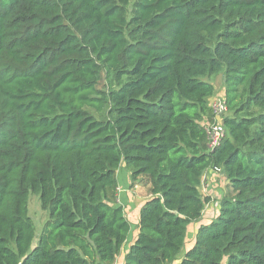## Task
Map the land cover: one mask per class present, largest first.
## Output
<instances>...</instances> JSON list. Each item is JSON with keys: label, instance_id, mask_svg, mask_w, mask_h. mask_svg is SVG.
Returning <instances> with one entry per match:
<instances>
[{"label": "trees", "instance_id": "16d2710c", "mask_svg": "<svg viewBox=\"0 0 264 264\" xmlns=\"http://www.w3.org/2000/svg\"><path fill=\"white\" fill-rule=\"evenodd\" d=\"M121 164L149 186L123 264H264V0H0V264L115 263ZM210 168L231 193L184 251ZM30 194L48 215L35 245Z\"/></svg>", "mask_w": 264, "mask_h": 264}, {"label": "crops", "instance_id": "0c3cea01", "mask_svg": "<svg viewBox=\"0 0 264 264\" xmlns=\"http://www.w3.org/2000/svg\"><path fill=\"white\" fill-rule=\"evenodd\" d=\"M143 178L147 180L145 176H142V177L137 178L136 181L132 182L130 180V173H127V175H125V177H123V180H122L123 181L122 186L128 187L127 191L129 194L128 197L125 196L126 204L129 206L128 209L124 208L125 217L127 219L128 213L132 215L134 218V224L130 225L131 232L129 234V237L125 245L121 249L122 253H120V256L115 261L116 264H123L124 256L128 252L130 245L133 243L138 233V213H139L140 207L149 198L148 196L149 186L147 182H145L146 188L144 187L146 189L145 195H139L138 190H136V188H139L138 186L140 185L141 179ZM118 182H119V179H118ZM130 187L132 188L130 189ZM199 192H200V195H203V197H209L211 199V202L208 205H206V208L211 207V211L205 212V208H204L202 215H201V219H202L203 213H207V218L205 219V221L203 222L200 219L199 222L192 223L187 227V230L188 228L192 229L193 227L194 229H192L193 233L191 235L190 242L187 243V245L186 243L184 245V251H186L187 248H190L194 244L195 237H196L199 226L208 225L209 222L212 221V219L217 217L219 213V205H220L219 203L223 197H225L226 195L229 196V193H231V189L228 186V182L226 178L224 177L223 172L220 171V173H216L213 168H210V169H207L202 175ZM187 230H186V233H187ZM186 238L187 237L185 236V241H186Z\"/></svg>", "mask_w": 264, "mask_h": 264}, {"label": "rangeland", "instance_id": "374dc122", "mask_svg": "<svg viewBox=\"0 0 264 264\" xmlns=\"http://www.w3.org/2000/svg\"><path fill=\"white\" fill-rule=\"evenodd\" d=\"M112 76L107 75V73L102 72L100 75V81L98 84V89L104 90L105 88H108L109 86L113 85V81H112ZM205 82L210 83L213 88H214V97L217 95H221L223 94V75L222 74H218L216 76H209V77H205L203 79ZM209 103V102H208ZM127 173H129L128 170H125L124 168V164H121L119 170H118V185L117 188L114 191H111L108 193V200L110 201L111 204H116V205H121L123 208L128 209L129 206L126 204V198L125 196L128 197V191H127V186H122L123 183V177H125V175H127ZM145 182H147L146 179H141V183L138 186L139 188H136V190H138L139 195H145V191H146V184ZM145 187V188H144ZM132 187H130L131 189ZM230 194V193H229ZM149 196V193H148ZM201 197L203 198V195H201ZM226 197H228V195H226ZM129 200V199H128ZM209 212L211 211V207H207L205 206V212ZM27 215L30 218V220L32 221L34 227H35V238L33 241V244H36V241L38 239V236L40 235L41 232V228L43 226V224L47 221L48 219V215L47 212L41 210L40 207V203L38 200V196L37 195H32L30 194L28 196V203H27ZM207 218V213H203L202 216V221L204 222L205 219ZM127 220L130 224H134V218L132 215H130L129 213L127 214ZM215 220L212 219V221ZM212 221H210L209 223H211ZM194 229V227L192 228ZM191 228H188L187 233H186V245L187 243L190 242L191 239V235L193 233ZM190 235V236H189ZM189 249V248H187ZM186 249V250H187ZM124 251V249H123ZM122 253V252H121ZM113 264H116L113 263Z\"/></svg>", "mask_w": 264, "mask_h": 264}, {"label": "built area", "instance_id": "2783aa9c", "mask_svg": "<svg viewBox=\"0 0 264 264\" xmlns=\"http://www.w3.org/2000/svg\"><path fill=\"white\" fill-rule=\"evenodd\" d=\"M208 102L211 111V121H204L201 124L207 134L208 151H212L224 138L225 130L222 120L227 115V106L224 97L221 95L213 96ZM214 171L216 173L222 172L221 169H214Z\"/></svg>", "mask_w": 264, "mask_h": 264}]
</instances>
